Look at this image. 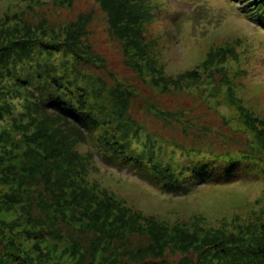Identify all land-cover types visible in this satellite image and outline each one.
<instances>
[{"label":"rangeland","instance_id":"1","mask_svg":"<svg viewBox=\"0 0 264 264\" xmlns=\"http://www.w3.org/2000/svg\"><path fill=\"white\" fill-rule=\"evenodd\" d=\"M108 3L0 0V45L34 33L31 56L0 60V264H264L255 257L264 250V145L253 141L260 155L230 176L229 158L213 155L239 156L256 135L244 132L229 88L264 119V0H148L146 16L133 9L147 42L129 48ZM57 96L88 124L55 114ZM43 131L60 144L49 153ZM197 139L203 154L190 150ZM108 141L124 145L120 159L99 153L97 142ZM62 146L68 159L58 166L69 174L47 182L31 155L59 158ZM154 164L183 173L189 192L164 190ZM146 217L170 245L159 257L138 250L152 245L147 232L135 233ZM177 234L185 242L165 244Z\"/></svg>","mask_w":264,"mask_h":264},{"label":"trees","instance_id":"2","mask_svg":"<svg viewBox=\"0 0 264 264\" xmlns=\"http://www.w3.org/2000/svg\"><path fill=\"white\" fill-rule=\"evenodd\" d=\"M113 2V5L110 3L109 6H112V10H111V14L113 16V20L111 19L112 23V29L115 32V35L121 39L122 41L125 42V46L127 48L132 46L131 42L136 41V43L142 42V44L144 45L145 42H147L145 40L146 36L143 34V31L140 27H138V19L137 15L139 14H135V10L134 7L138 6L141 8L142 12L141 14L146 16L144 14L143 9H146V2L148 0H132L134 3H132L133 8L130 7V3H128L127 1L129 0H111ZM118 1H121V6L118 5ZM260 1V0H259ZM137 13V12H136ZM144 19V17H143ZM40 22H42L40 20ZM141 23V22H140ZM139 23V26H140ZM41 23H39L37 26H32V28L36 31L39 29V25ZM45 25V24H44ZM49 24L47 25V28L50 29ZM37 27V29H35ZM67 27H71V26H66ZM77 28L80 27V23L78 22ZM75 27V28H76ZM40 30V29H39ZM67 30V29H66ZM79 31V29H78ZM23 35L18 36V34H15V36L12 37V34H8V38L12 37L10 41H8V44L10 47H7L8 44L0 45V60H4L6 55H11V52H16L15 55H17L18 53L20 54L19 57H23L25 56L26 58H28L29 56L32 55V51H31V37L30 34L34 35V33H31V31L29 29H26L24 33H22ZM74 33H72L73 35ZM72 35L70 36L72 39ZM30 37V38H27ZM76 43L74 45H76L75 47L79 49V47L81 46V49L84 50V52H88V48H87V43L84 41H80V39L77 37V41H75ZM135 43V44H136ZM229 48V46L223 51V56L222 59L224 60L226 57V51ZM6 54V55H5ZM26 54V55H25ZM87 54V53H86ZM9 55V57H10ZM8 57V59H9ZM211 66V65H210ZM209 66V67H210ZM218 68H214L213 70H217ZM215 74V72H213L212 74L210 73V77H212V75ZM219 74V73H218ZM188 75L194 76V77H198L200 76L199 73L197 71H192L191 73H189ZM222 81V80H221ZM167 87H162V90H165ZM177 90H181L180 86L176 87ZM231 89L229 88V93L227 94L226 98L228 100V102L235 108V110L237 111V115H238V119L240 121V123L242 124L243 128H244V132L249 131L252 133H255L256 135L254 136V140L251 141V143H249V145L245 144L246 147L241 148L238 153L239 156H235L234 154H230V153H214L213 155L217 156V157H227L229 158L230 162L228 164V170H230L233 166L236 167L240 162H242V160H246V159H250V160H255L259 155V149L253 144V141H256L260 147H262L264 145V119L263 118H258L256 117L253 113L249 112L250 110L246 107H244L243 105H239L238 101L233 98V95L231 93ZM50 95V94H49ZM225 97V96H224ZM52 102V106H53V112L55 114H57L58 116L62 117L64 120H66L69 123H73L75 125V123L81 122L84 124V126H86L88 123V119H82V116H78L77 112H73L72 109L70 107L67 106L66 101L63 99V97L61 96H57V98L55 99H50ZM150 110V109H149ZM249 110V111H248ZM152 111H154L156 113V115H161L164 114L166 115L167 118H172L174 115L172 113L171 110L166 112L160 111L159 109L156 108H152ZM174 112V111H173ZM174 114H176L174 112ZM81 115V114H80ZM179 115H182L181 113ZM95 123V122H94ZM97 124V123H95ZM77 129V128H76ZM17 130V129H16ZM82 133L85 136V130L82 129ZM199 130H201V128H199ZM20 131V130H18ZM77 131V130H76ZM44 132V131H43ZM200 134V133H198ZM87 135V134H86ZM89 135V134H88ZM244 135V134H243ZM245 136V135H244ZM41 140L43 139L44 143V151L49 153L48 151H50V149H48L49 146L53 145V144H58L57 142H53V138L54 136L51 135V133L49 132H44L42 134L41 137H39ZM86 138V136H85ZM200 136H199V140H200ZM197 139V141H198ZM34 140V139H33ZM52 141V142H51ZM32 144V141H30ZM243 143H248V140L246 138V136L243 138ZM34 143V142H33ZM36 143V142H35ZM199 143H201L200 141L196 142L195 144H193L194 148L190 149L192 152H195L196 149H198V151H201L197 145H199ZM60 144H58L59 146ZM97 146H98V150L99 153L100 151L104 156L106 157H115L116 159H120L121 154L124 151V145L118 143L116 141V143H111V142H102V145H100V143L97 142ZM254 147V149H253ZM256 147V148H255ZM189 150V151H190ZM62 151V152H61ZM59 152V158L50 156V155H44V153H41L40 150L38 151V149L34 150V154L31 155L32 159L34 162H36V166L38 167V170H42V168H44L43 171H45V173H48L50 179L47 182H52L53 181V176H55L57 178L56 181L53 182H57L60 183L62 182L61 180L63 179V173H68L69 174V170L68 169H64L61 168V166H58V161L62 160L63 162H67L66 160L68 159L67 156H65V150L62 149ZM201 154H203V152H200ZM209 153V152H208ZM64 155V156H63ZM91 158V154H88L87 157V162H89V159ZM189 158V157H188ZM239 158L241 160H239ZM142 168H146L145 166H142ZM149 171L152 175H154L156 178V182L158 184L161 185V187L166 190L168 193H171L173 195H181L183 193L189 192V189L187 188V186H183V182L180 180V178L184 177L183 173H174L169 169H164L163 167H160L157 164L152 165L151 167H149ZM164 181V184H162L161 182ZM250 212V211H249ZM251 213V212H250ZM248 215V212H247ZM247 215L242 214L241 218L244 216L246 217ZM252 216V214H251ZM248 217V216H247ZM240 218V217H238ZM254 219L260 220V218L258 216L254 217ZM138 220L143 221L145 220V224L147 225V228L144 230V228L140 227V229H138L135 233L136 234H142L140 231L143 232H147V234L151 235V239L149 240L150 243H152V245L145 247L144 245H142L138 250L140 253H143L142 256H146V255H151L155 256V257H159L160 255H162V253L164 254V251L166 250V248L170 247V245H167L164 247V244H162V238L158 239L157 236V222H152L153 224H149L151 223L150 218L146 217V218H138ZM242 220V219H241ZM253 220V216L252 219ZM243 223H245L248 227H249V220L246 222V220H242ZM261 228L264 231V224L261 225ZM116 229V228H114ZM179 229V228H177ZM177 229H175L174 231L177 233ZM118 230V229H117ZM156 231V234H155ZM177 237L176 240H172V236L169 238V240L164 241L165 244H174L177 242H185V238L182 236V234H177L175 235ZM184 238V239H183ZM175 239V238H173ZM264 249V248H263ZM202 257V256H201ZM255 257L262 259V261H264V250H259Z\"/></svg>","mask_w":264,"mask_h":264},{"label":"snow or ice","instance_id":"3","mask_svg":"<svg viewBox=\"0 0 264 264\" xmlns=\"http://www.w3.org/2000/svg\"><path fill=\"white\" fill-rule=\"evenodd\" d=\"M239 3L243 4L244 3V0H238Z\"/></svg>","mask_w":264,"mask_h":264}]
</instances>
